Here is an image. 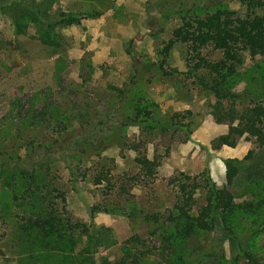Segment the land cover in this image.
Returning <instances> with one entry per match:
<instances>
[{"label": "rangeland", "instance_id": "1", "mask_svg": "<svg viewBox=\"0 0 264 264\" xmlns=\"http://www.w3.org/2000/svg\"><path fill=\"white\" fill-rule=\"evenodd\" d=\"M109 1L110 8L100 17L57 29L62 40L56 48L38 41L33 29L28 35L14 34L8 20L0 15V162L9 157L8 166L0 167V264H70L81 256L103 264L104 260L118 259L121 242L133 234L139 235L150 250L141 258V264H164L156 249L159 222L178 196L177 188L168 184V179L178 172L193 176L207 170L215 185L221 187L225 185L223 160H241L249 150H255L254 144L243 138L233 148L213 149L212 140L225 132V126L216 124L209 114L214 98L201 90L193 78L179 74L189 67L186 60L190 56L215 61L221 52L210 46L187 48L176 44L168 56H163L164 43L179 25V0ZM194 1L200 2L185 0V5L192 8ZM221 1L236 19L243 18L250 9L241 0ZM40 5L46 13L54 8L85 11L92 3L50 0ZM213 6L206 3L197 13L211 11ZM161 61L166 72H178L166 75L154 69ZM132 67H138L139 72L131 83ZM240 67L242 80L234 90L264 92L263 78H249L256 75L252 67H264V59L245 53ZM124 87L120 97L118 91ZM138 97L151 105L147 109L155 118L166 125L174 122L177 127L175 131L131 125L120 129L127 141H142L144 155L158 161L154 177L143 178L134 162L135 152L109 144L104 132L90 140L99 147V154L90 148L86 150L89 155L69 156L68 146L60 141L62 129L65 133L82 130L87 113L94 123L106 122L105 115L110 122L124 121L132 114ZM116 103V112L108 113ZM36 114L45 122L40 123ZM55 138L59 144L53 146ZM38 144L46 145L51 150L48 157L55 159L49 161L31 154L27 161V153L36 152ZM254 158L260 163L264 152H254L251 161ZM44 171L54 176L48 202L53 203L61 218L80 222L88 228L89 236L96 237V244L88 242L87 252L81 251L82 246L72 249L73 244L68 242L50 249L35 232L25 230L22 223L25 214L30 213L27 177ZM245 172L243 166L242 174ZM97 175H102L99 184L93 182ZM233 191L236 196L243 193L242 188ZM196 197L199 206L203 196ZM91 206L95 207L92 214ZM130 211L138 214L129 217L126 213ZM217 235L213 237L215 242L221 239ZM73 236L76 239V232ZM218 245L224 250L226 262H230L229 244L222 241ZM49 251L52 253H46ZM256 254L264 261V230L258 235Z\"/></svg>", "mask_w": 264, "mask_h": 264}, {"label": "trees", "instance_id": "2", "mask_svg": "<svg viewBox=\"0 0 264 264\" xmlns=\"http://www.w3.org/2000/svg\"><path fill=\"white\" fill-rule=\"evenodd\" d=\"M41 1L50 0H0V15L9 21L14 34L28 35L29 30L33 29V36L50 48H56L59 40H62L57 29L79 25L84 19L98 18L111 6L109 0H84L92 3L91 8L85 11L54 8L43 13ZM241 1L250 9L243 18L236 19L226 6L221 5V0H200L198 3L194 1L192 8L185 5V0H179V25L161 49L164 57L168 56L170 49L176 44L186 45L187 48L210 46L221 52V57L215 61L203 57L195 60L190 56L186 60L189 67L179 74L193 78V82L201 90L214 98L209 114L216 124L225 126V132L212 140L213 149L221 146L233 148L242 138L250 140L255 146V150H249L241 160H223L226 166L224 186H216L207 170L193 176L178 172L168 179V184L177 188L178 196L168 209L166 217L159 222V245L156 249L164 264H264L256 254L257 238L264 230V158L260 163H257L255 158L251 161L254 152H264V92L234 90L242 80L239 70L242 68L240 66L243 64L244 54L264 59V0ZM206 3L214 5L213 9L198 14L199 7H205ZM156 66L153 68L166 75L178 72L175 69L166 72L163 69V61ZM251 71L256 75H251L250 80L264 79V67H252ZM138 72V67H132L129 79L131 83ZM124 91L125 87L118 91L120 97ZM147 106L151 105H145L141 97L136 98L132 105V114L124 121L110 122L105 115L108 119L106 122L97 120L94 123V119L87 113L82 121V130L65 133V129H62L64 134L59 135L60 141L68 146V152H71L69 156L89 155L90 152L86 150L90 148L92 152L99 154V147L93 145L90 140L104 132V139L109 144L125 146L135 152L134 162L143 178L154 177L159 166L158 161L154 158L148 159L144 155L142 141H127L120 130L126 125L148 130H177L174 122L166 125L155 118ZM116 110L117 103L108 113L113 114L112 111ZM34 117L41 119L40 123L45 122L40 114ZM96 126L98 129H95ZM57 143L59 144V141L55 138L51 145L55 146ZM29 145L32 147V141ZM50 153L51 150L46 145L38 144L37 151L30 150L26 160L31 159L32 155H41L42 159L47 157L49 161L55 159L48 157ZM15 159L19 160V157L16 156ZM8 163L9 157H5L1 159L0 167L8 166ZM243 166L246 169L245 175L242 174ZM70 174L72 176L73 172ZM27 178L26 199L30 213L25 214L22 223L27 232H35L45 240V246L50 249H58V246L68 242L73 244L72 249L82 246L84 249L81 251L87 252L88 242L97 243L96 237L94 239L89 236L87 227H83L80 222L61 218L53 203L48 202L52 195L54 179L50 171L31 174ZM101 180L102 175L93 177L95 184H99ZM233 188H242L243 193L236 196ZM54 191L59 193L55 189ZM197 194L203 196V202L199 206ZM60 198L63 200V197ZM94 211L95 207L91 206L89 213ZM126 214L135 217L138 213L130 211ZM75 232L76 239L73 236ZM217 234L221 236L219 242L229 244L232 252L230 262L224 259V250L218 245L219 242L213 240ZM120 251L121 256L118 259L104 260L103 264H141L143 255L150 253L145 242L136 234L121 242ZM70 264L94 262L81 256L76 263L71 260Z\"/></svg>", "mask_w": 264, "mask_h": 264}, {"label": "crops", "instance_id": "3", "mask_svg": "<svg viewBox=\"0 0 264 264\" xmlns=\"http://www.w3.org/2000/svg\"><path fill=\"white\" fill-rule=\"evenodd\" d=\"M5 19V18H4ZM9 22V21H8ZM11 28V27H10ZM12 30V29H11ZM13 32V31H12Z\"/></svg>", "mask_w": 264, "mask_h": 264}]
</instances>
